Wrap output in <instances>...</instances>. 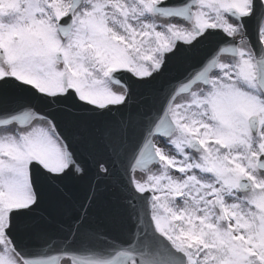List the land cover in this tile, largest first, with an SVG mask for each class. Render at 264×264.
I'll return each instance as SVG.
<instances>
[{"label":"snow or ice","instance_id":"obj_1","mask_svg":"<svg viewBox=\"0 0 264 264\" xmlns=\"http://www.w3.org/2000/svg\"><path fill=\"white\" fill-rule=\"evenodd\" d=\"M0 264H264V0H0Z\"/></svg>","mask_w":264,"mask_h":264}]
</instances>
